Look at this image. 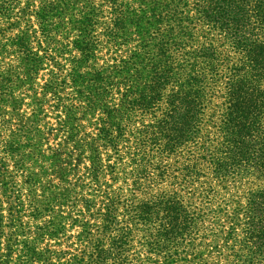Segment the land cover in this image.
Returning a JSON list of instances; mask_svg holds the SVG:
<instances>
[{"label":"trees","instance_id":"obj_1","mask_svg":"<svg viewBox=\"0 0 264 264\" xmlns=\"http://www.w3.org/2000/svg\"><path fill=\"white\" fill-rule=\"evenodd\" d=\"M0 264H264V0H0Z\"/></svg>","mask_w":264,"mask_h":264},{"label":"rangeland","instance_id":"obj_2","mask_svg":"<svg viewBox=\"0 0 264 264\" xmlns=\"http://www.w3.org/2000/svg\"><path fill=\"white\" fill-rule=\"evenodd\" d=\"M103 54H105V50L102 51ZM102 58H107L106 56L102 57ZM7 61V59L5 60ZM102 62V60L100 61ZM47 69L46 70H42L40 73H39V76L36 80V82L38 83H42L43 82V79H45L47 77ZM25 102H29L30 103V100L29 99H26ZM45 108V112L47 113V117L45 118V121H43V124L44 125H41V129L43 131H47V129L49 128H55L56 126V120H55V112L53 111V108L48 105L44 106ZM10 110L9 108L6 109V111ZM26 116H29L30 115V108H26V107H22V110H21ZM13 122H17V119H14ZM89 131V129H88ZM55 131H53L54 133ZM63 136L60 135L58 136L56 139H53L52 136L49 135V138H48V141H44V144L42 145V148L43 150H48L49 148H52L54 149L55 147H58V143L59 142H62L63 141ZM65 143L62 145H59V148H61L62 146H64ZM69 146V145H67ZM12 168H9V171H11ZM34 170V173H36L38 175L37 178H34V182L36 183L35 186H34V192L36 193L37 195V198H41L43 195H45L46 197H50L52 196V194H57V193H61V191L66 188L67 185L69 184H72L74 183V181L76 180V177H69V181L67 180L66 182L67 183H62L61 180H60V173H58L57 171H55L54 168L50 167L49 165L41 162V163H38L37 166L35 167H29L28 171H33ZM20 173V172H19ZM27 171H24V175H26ZM78 175H81V173H79ZM13 178H14V189H15V185H17L16 189H19V183L21 181L20 179V176L19 174L15 173L13 174ZM5 182H6V179H5ZM232 187V185H231ZM232 192V191H231ZM24 198V197H22ZM222 198V196H221ZM225 198H228L227 194L224 196V199ZM218 200L220 201V198L217 199L215 202H218ZM3 215H6L7 214V208L8 206L6 205V203L3 204ZM56 211L58 214L62 215V216H65L66 213L64 212L65 209L64 207H56ZM44 219L46 220H49L50 219V216H47V217H44ZM21 221L23 222H28L27 221V216H26V213L25 212H22L21 213ZM28 225L31 226V223H29ZM71 233H74V230L71 231ZM45 243L47 242L44 241ZM55 240L52 239V240H49V243L50 245H53L55 244Z\"/></svg>","mask_w":264,"mask_h":264}]
</instances>
